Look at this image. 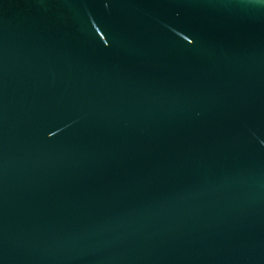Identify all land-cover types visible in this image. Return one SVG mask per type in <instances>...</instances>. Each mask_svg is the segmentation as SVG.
Masks as SVG:
<instances>
[{"label":"water","instance_id":"95a60500","mask_svg":"<svg viewBox=\"0 0 264 264\" xmlns=\"http://www.w3.org/2000/svg\"><path fill=\"white\" fill-rule=\"evenodd\" d=\"M0 264H264V0H0Z\"/></svg>","mask_w":264,"mask_h":264}]
</instances>
